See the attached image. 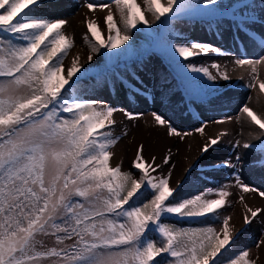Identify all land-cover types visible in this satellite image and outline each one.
I'll use <instances>...</instances> for the list:
<instances>
[{
    "label": "snow or ice",
    "instance_id": "snow-or-ice-1",
    "mask_svg": "<svg viewBox=\"0 0 264 264\" xmlns=\"http://www.w3.org/2000/svg\"><path fill=\"white\" fill-rule=\"evenodd\" d=\"M113 2L115 11L106 4L87 5L90 10L107 9L106 39H94L99 29L95 20L86 24L89 65L102 48L108 50L109 62L116 55L111 50L128 45L131 51L128 42L134 40L135 29L146 28L151 34L165 26L170 38L164 54L191 93L196 91L192 82L200 74L206 78L202 88L218 78L227 81V70L220 71L219 64L211 65L217 69L213 75L209 67L192 62L209 53L222 54L223 49L210 42L171 38L176 21L197 17L216 32L228 23L229 35L231 28L236 30L234 39L252 40L253 47H259V56H238L234 64L247 66L251 75L247 86H258L259 93H264L258 72V66L264 65V0H144L143 9L137 0ZM47 7L43 0H0V264H255L248 249L232 251L239 237L229 226L231 217L220 218L230 195L224 186L181 197L183 182L170 186L171 171L164 174L155 157L145 160L143 145L137 149L131 171L110 165V149L119 139L111 132L114 113L123 111L129 119L143 113L117 109L87 95L78 83L86 71L79 56L67 69L63 64L75 43L63 31L67 21L47 18L43 14ZM252 32L261 37L258 45ZM110 75L106 73L97 83L106 87ZM153 115L159 125L167 126L169 135L183 138L170 120ZM236 119L251 129L250 136L255 133L261 145L258 158L264 162V115L245 103ZM196 131L204 134L205 128L202 125ZM223 135L209 137L201 152L218 146ZM235 146L256 147L240 140ZM234 159L235 164L228 159L217 167L235 169L241 156ZM163 163L169 164L170 157L165 156ZM237 184L244 193L258 191L239 179ZM210 192L218 198H206ZM259 195L264 197V191ZM239 199L246 225L264 214L262 208L249 207L243 195ZM169 216L214 217L221 219V226L184 228L166 222ZM261 243L264 233L256 246Z\"/></svg>",
    "mask_w": 264,
    "mask_h": 264
},
{
    "label": "rangeland",
    "instance_id": "rangeland-1",
    "mask_svg": "<svg viewBox=\"0 0 264 264\" xmlns=\"http://www.w3.org/2000/svg\"><path fill=\"white\" fill-rule=\"evenodd\" d=\"M45 5L49 7L44 9L43 14L47 18H61L67 21L63 31L65 34L74 38V47L70 49L65 57L63 64L65 69L71 66L74 56H79V63L85 66L86 71L83 74L89 80L97 79V70L103 62L105 55L100 52L94 56L93 62L89 65L87 56L90 48L87 46L84 35L87 32L86 24L89 20H95L99 26L98 31L102 32L104 39L107 38V27L105 25V16L107 9L99 7L90 10L87 5L106 4L115 11L113 0H43ZM166 0H161L165 3ZM143 9L146 7L144 0H137ZM146 16L151 18L147 13ZM182 21L195 17H186ZM117 25L119 26V16H115ZM184 27V34H180L175 40H199L202 42H210L216 44L223 49L222 54L209 53L206 56L193 58V63L197 66L203 65L209 67L213 75H217V69L212 68L213 63L220 65V71L227 70L230 77L229 80L218 78L216 85L210 90L201 86L206 78L200 74L196 81L192 82V86L196 89L195 93H191L185 85V82L176 88V84L163 80L160 77V69L162 58L158 55L149 56L150 70L140 69L138 78L133 79L131 90L128 91V99L126 98L127 90L121 87L117 99L109 97L108 86L99 87L98 91L87 94L93 98L106 101L117 109H127L134 113H143L133 119H129L123 111H116L113 115L115 125L112 126L111 132L115 137H119L116 144L111 148L112 156L110 165L115 167L121 166L122 170H132V162L135 160L137 149L143 145L142 155L145 160L151 162L155 157V163L161 165V171L167 174L171 171L170 186L176 187L178 182L183 181L190 172L197 174L202 171L205 183L210 189H218L225 187L230 195L226 198V205L220 210L221 217L230 216L229 226L234 236L240 234V231L246 227L244 231H248L250 238V259L255 260V264H264V243L259 247L256 246L257 240L262 238L264 233V214H261L253 220L251 224L244 223L245 209L239 197L244 196V202L249 207L264 209V197L259 195L260 191H264V162L258 158L261 152L260 143L255 139V133L250 136L251 129L248 126L241 125L236 119L238 110L242 104H248L258 115H264V93H259L258 86L256 89H250L247 85L251 80L250 71L234 64V60L238 56L257 57L260 54L259 47H253L252 40H236L235 28H231L229 35V25L224 23L219 32L213 31L202 22L196 21L193 26ZM163 27V26H161ZM159 30V29H158ZM251 31V30H250ZM257 45L261 40L258 33L252 32ZM247 45V47H246ZM77 49L82 51V55L76 54ZM99 60V63H96ZM259 78L264 80V65L258 66ZM66 74V73H65ZM82 74V75H83ZM196 75V74H192ZM180 77V76H179ZM181 78V77H180ZM135 81V82H134ZM96 82V80H95ZM202 84V85H201ZM201 85V86H200ZM206 89L207 91H204ZM104 91V92H102ZM216 97V98H214ZM211 99V100H210ZM209 100V101H208ZM251 102V103H250ZM259 106V108H258ZM153 113L161 114L166 120H170L172 125L182 134L169 135L167 126L159 125ZM231 117L232 119H228ZM213 121H223L222 123H213ZM204 126V134L196 131V128ZM145 126L149 129H156L163 135H166L169 141L176 145H183L181 149L177 146L169 147L167 143L163 157L151 155L149 149L140 138L137 137L136 131L138 127ZM258 131L257 126H253ZM189 133V135H183ZM221 142L218 146L211 149L208 153H202L201 148L209 137L219 136ZM136 134V135H135ZM240 140L241 144L249 142L256 145L252 149H243L236 147L235 141ZM195 141V142H194ZM180 143V144H179ZM151 155V156H150ZM241 156V163L236 164L235 169L217 167L223 161L232 159L235 164L234 157ZM170 157V163H163L164 157ZM181 158L182 169L176 172L177 163ZM174 165L175 167H172ZM135 174V173H134ZM246 184L250 187L258 189L256 192L244 193L239 184ZM208 198H218L214 192L207 194ZM221 223L216 224L219 229ZM243 235V234H241ZM46 242L51 244V240L45 238ZM71 243V241H66ZM258 258V259H257Z\"/></svg>",
    "mask_w": 264,
    "mask_h": 264
},
{
    "label": "trees",
    "instance_id": "trees-1",
    "mask_svg": "<svg viewBox=\"0 0 264 264\" xmlns=\"http://www.w3.org/2000/svg\"><path fill=\"white\" fill-rule=\"evenodd\" d=\"M44 3V1H43ZM158 23V22H157ZM202 23L208 24L203 20ZM227 24V23H226ZM193 26V22H183L176 21L172 28L174 30V34L171 36L172 39H176L178 35L184 34V27ZM135 36L134 40L129 41L128 44L132 46L131 51H127L128 45H122L121 48L125 49V51H121V48L111 50L113 53H116L115 57L109 62L107 56V49H101L105 55V58L101 65L97 70V79L89 80L88 77H82L78 82L81 88L87 89V94H91L92 92L98 91L99 87L103 85V83H97L98 81H102L106 73H110V78L108 79V89H109V97L112 99H117L119 91L121 89V85L125 83V87L132 83L133 79L138 78V71L140 69H144L146 71L150 70L149 64V56L150 55H158L162 58V63L160 69V77L163 80H168L170 83H175L176 87H178L179 83L184 82L175 72L174 67L171 65L169 59L164 54V46L166 42L170 38L169 30L163 26L162 31H158V29L154 30L151 34L146 30V28H137L134 30ZM103 37L102 32L98 31V36L94 38L96 41ZM158 38V45L152 46V42L154 39ZM87 46L90 48V45L87 41ZM67 55L64 56L63 61ZM82 75V74H81ZM86 76V75H85ZM118 78H117V77ZM178 78V80H177ZM124 82V83H123ZM215 86V83H212L210 87H207V90L212 89ZM104 87V85H103ZM202 89V87H201ZM203 90V89H202ZM206 90V89H204ZM104 92V91H102ZM67 115V114H66ZM261 149V146H260ZM111 151V149H110ZM122 171H131V170H122ZM202 171H198L197 174L190 172L189 175L182 181V185L180 188V196L184 198L191 197L197 193L205 192L206 189H210V186L205 183L203 180L204 176ZM208 194V193H207ZM206 198L207 195H206ZM212 199V198H209ZM220 218L221 215H220ZM166 222L176 223L180 227L184 228H197L202 227L205 224L216 227V224L221 223V219L218 218H209L204 220L203 218L197 219H178L175 216H169ZM246 228L242 230V232L238 235V239L234 244L232 251L238 252L239 250L248 249L250 247V238L248 231H244ZM243 234V235H241Z\"/></svg>",
    "mask_w": 264,
    "mask_h": 264
},
{
    "label": "bare ground",
    "instance_id": "bare-ground-1",
    "mask_svg": "<svg viewBox=\"0 0 264 264\" xmlns=\"http://www.w3.org/2000/svg\"><path fill=\"white\" fill-rule=\"evenodd\" d=\"M76 54L82 55L83 53L80 49H77L75 52V55ZM136 134H137V137L140 138L141 141L145 143L151 155H158L160 157H163L167 143L169 144V147L174 146V145L179 147L180 149L182 147V153H185L183 150L184 148L183 145H181L180 143H179L180 145H176V143L174 142V138H172V141L170 142L166 135H163L161 132H159L156 129H149L148 127L141 126V127H138ZM165 134H168V133L165 132ZM181 165H182V161H181V158H179V161L176 167V172H180V170L182 169Z\"/></svg>",
    "mask_w": 264,
    "mask_h": 264
}]
</instances>
